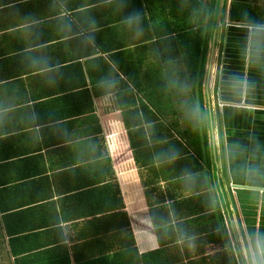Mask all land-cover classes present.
Instances as JSON below:
<instances>
[{
	"label": "crops",
	"instance_id": "obj_1",
	"mask_svg": "<svg viewBox=\"0 0 264 264\" xmlns=\"http://www.w3.org/2000/svg\"><path fill=\"white\" fill-rule=\"evenodd\" d=\"M251 4L264 7V0ZM172 14L166 0H0L7 264H224L216 254L229 264H264V28L240 26L246 48L225 55L234 67L226 60L220 102H209L208 158L202 149L197 163L191 152L192 172L181 178L180 137L171 130L172 159L155 163L153 182L143 183L148 170L134 155L157 152L160 119L141 112L133 118V109L148 78L162 76L156 70L162 72L163 48L149 50L164 41ZM136 127L142 138L133 136ZM117 190L122 206L114 204ZM36 194L44 201L23 225L35 241L15 246L22 235L15 239V196ZM17 247L25 250L18 262Z\"/></svg>",
	"mask_w": 264,
	"mask_h": 264
},
{
	"label": "trees",
	"instance_id": "obj_2",
	"mask_svg": "<svg viewBox=\"0 0 264 264\" xmlns=\"http://www.w3.org/2000/svg\"><path fill=\"white\" fill-rule=\"evenodd\" d=\"M166 1L169 5H172L173 14L171 20L165 18L164 41L149 50V52L156 53L157 47L163 48L162 72H160L159 66L156 70L158 75L161 74L162 76L158 80L148 78V86L141 89V91H137L136 97L139 99L141 106L138 109H133V118H137L138 112H141L142 115L147 116L148 121L153 118V115L157 114L159 117L154 121L160 119L159 123L156 124L158 125L156 127L157 135L155 136L158 140L157 152L145 149V152L140 154L142 155L141 159L139 154L134 155L136 162L148 170V175L143 180L144 184L153 182L155 174L157 175L155 163L172 159L173 153L170 151V147L175 149L176 142H168L173 138L171 130H177L180 137L181 178H185L192 172L191 160L194 159V156L191 152H195L196 161L199 163V159L205 157L201 152L202 149L206 150V158H208L209 152L212 151L211 146L208 144V132L212 120L210 116L211 107L205 103V95L208 96V92H205L204 84L208 79L210 45L217 42L214 29H217L219 16L222 24H224L227 4L225 2L222 6L221 0ZM258 1L255 0V3H258ZM227 20V28L222 32L220 46L223 47L224 45V54L227 57H232L240 55V51L246 48V45L240 42L243 38L239 36L238 32L240 26L264 28V7L251 4V0H230ZM224 26L226 25L224 24ZM153 71H155V68ZM133 80L136 81L137 78H133ZM138 87L140 88L139 85ZM219 87H221V84L217 83L215 93L219 91ZM169 116L172 117L169 118ZM135 124L140 126L138 122H135ZM142 135H144L143 130L136 127L133 136L142 138ZM144 143L146 141L142 142L143 146ZM136 147L132 140L134 154ZM148 154H157V160H148ZM80 171H75L73 176L79 178L82 175L79 173ZM170 172L173 171L171 169L166 171L159 169V174L166 175ZM146 190L147 195L156 191L155 188ZM43 201L44 199L40 194L27 198H16L15 196V239L22 234L19 240H15V246L18 244L27 246L35 241L27 236L30 228H26L24 231L23 225H25L28 210L35 203L42 204ZM114 204L117 206L123 205L118 190ZM121 217V221H123L122 219L126 215L124 217L121 215ZM124 223L125 226H128L127 221H124ZM1 230L2 226H0V246L3 248L0 252V259L4 261L3 264H7L6 248L4 247L6 237ZM38 236L40 237V234ZM18 248L15 249V261L17 262L25 252V250ZM225 256L221 254L218 257V254H216L217 258H224V264H229V261H227L228 256Z\"/></svg>",
	"mask_w": 264,
	"mask_h": 264
},
{
	"label": "rangeland",
	"instance_id": "obj_3",
	"mask_svg": "<svg viewBox=\"0 0 264 264\" xmlns=\"http://www.w3.org/2000/svg\"><path fill=\"white\" fill-rule=\"evenodd\" d=\"M222 25L223 24H221V26L218 25L217 29H214V34H215V37L217 39V42L215 44L211 43V45H210V53H209V56H208V69H207L208 70V79L206 80V82L204 84L205 92H208V97H210V101H208V97H207V95H205V97H206V102L205 103L208 104V105H209V102L212 105H213V102L218 104V102H217V101H219L218 95H220L221 91L219 90V92H216L214 94L215 85H216V83H220L221 82V79H222L221 70L222 71L224 70L225 65H226V60H227V64H230V65H232L234 67V64H231V60H229L227 58L225 59V54H224V51H223L224 45H223V47L220 46V42H222L221 36H222V32H223L222 31ZM219 26H220V28H219ZM226 28H227V26H226ZM217 71H219V72H217ZM215 100H217V101H215ZM219 104H221L223 106L222 108L230 107V105H231V104H229V102H224V101L222 103H219ZM212 114H213V112H212ZM214 122H215V124H217V122L215 120H214ZM209 127L211 129L212 125H210ZM214 152L216 153V151H214ZM215 214H219V211H216ZM231 217H233V215L232 216H226V217L224 215V218L227 220V224H228V221L232 222ZM231 225H232V228L234 226H236V228L238 230L236 221H234V223H231ZM227 230H228V225H227Z\"/></svg>",
	"mask_w": 264,
	"mask_h": 264
},
{
	"label": "water",
	"instance_id": "obj_4",
	"mask_svg": "<svg viewBox=\"0 0 264 264\" xmlns=\"http://www.w3.org/2000/svg\"><path fill=\"white\" fill-rule=\"evenodd\" d=\"M240 188H242V189H248V190H254V189H257V188L247 187V186H241Z\"/></svg>",
	"mask_w": 264,
	"mask_h": 264
},
{
	"label": "clouds",
	"instance_id": "obj_5",
	"mask_svg": "<svg viewBox=\"0 0 264 264\" xmlns=\"http://www.w3.org/2000/svg\"><path fill=\"white\" fill-rule=\"evenodd\" d=\"M216 107H218V106H216Z\"/></svg>",
	"mask_w": 264,
	"mask_h": 264
}]
</instances>
